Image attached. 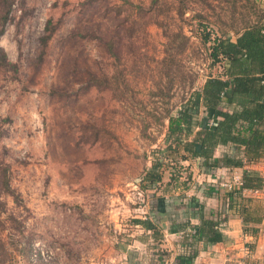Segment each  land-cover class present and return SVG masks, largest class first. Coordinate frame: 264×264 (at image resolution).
Segmentation results:
<instances>
[{
    "label": "rangeland",
    "instance_id": "obj_1",
    "mask_svg": "<svg viewBox=\"0 0 264 264\" xmlns=\"http://www.w3.org/2000/svg\"><path fill=\"white\" fill-rule=\"evenodd\" d=\"M250 6L12 0L0 37L9 61H0V218L11 264L146 263L154 230L136 220L152 222V202L165 196L175 212L190 168L167 149L169 116L221 71L202 28H240L256 18ZM160 156L163 179L151 186L144 178ZM252 198L264 208V190ZM256 228L257 257L245 260L264 264V220Z\"/></svg>",
    "mask_w": 264,
    "mask_h": 264
},
{
    "label": "trees",
    "instance_id": "obj_2",
    "mask_svg": "<svg viewBox=\"0 0 264 264\" xmlns=\"http://www.w3.org/2000/svg\"><path fill=\"white\" fill-rule=\"evenodd\" d=\"M248 1L250 9L254 11L255 20L244 19L240 28L233 27L220 34L203 26L202 44L208 46L212 65H218L221 71L217 75L210 74L201 87H192L194 90L186 98L181 109L169 116L168 138L171 143L168 151H183V160H200L201 165L210 170L220 167H244L264 158V6L263 0ZM11 3L12 0L0 2V37L10 21ZM231 33L235 39L230 37ZM183 38L185 39V36ZM0 61L3 65L9 63L7 54L1 47ZM229 107H233L231 112L227 110ZM201 109L204 116L198 120ZM209 120H213L214 124L210 125ZM195 125L199 126L196 132L193 130ZM221 144L234 145L237 148L235 155L216 158L215 151ZM163 159V156H160L159 162L154 164L144 178L151 186L163 179ZM191 177L188 173L185 182H190ZM242 178L243 186L240 190H226L227 207L218 212L215 217L218 219H207L201 214L202 219L196 229L195 239H203L209 243L222 242L225 236L220 231V226L231 215H239L243 219L245 235L256 236V226L264 220V208L254 204L252 197L242 196V189L263 191L264 178L253 170H245ZM3 189L7 194L11 192L7 180ZM194 201L190 206L197 205L199 211H202L203 208ZM171 205L173 206L163 197L154 200V217L181 218L183 213L179 210L184 209L185 205L175 207V212H172ZM136 222L143 224L147 229L157 230L154 221ZM4 230L6 224L0 218V264H11L15 251L7 245ZM190 247L193 250L182 260L184 264H192L197 256L195 241ZM247 251L251 254L253 248H248Z\"/></svg>",
    "mask_w": 264,
    "mask_h": 264
},
{
    "label": "crops",
    "instance_id": "obj_3",
    "mask_svg": "<svg viewBox=\"0 0 264 264\" xmlns=\"http://www.w3.org/2000/svg\"><path fill=\"white\" fill-rule=\"evenodd\" d=\"M262 3L264 6V0ZM232 109L233 107L227 108L230 112ZM203 116L204 112L201 109L198 120H201ZM210 121L212 120L208 122ZM198 129V125L193 128L194 132ZM236 151L237 148L232 144H221L215 151V157L232 156ZM185 162L190 165L186 173L191 174L192 177L190 182H185L183 189L185 197L181 202L185 208L179 210L183 216L181 218H153L157 230L149 236V239L155 246H153V252H150L149 260L145 258L146 263L140 264H184L182 260L192 252L193 249L190 246L193 241H195L197 256L192 264H234L240 260L246 261L245 259L248 258L255 259L261 240L258 237L244 234L243 219L239 215H231L220 226V231L225 236L222 242L209 243L203 239H195V232L200 226L201 214H204L207 219L216 220L218 212L227 207L228 199L222 183L231 179L234 174L243 175L245 170H253L262 174L260 170L264 169V158L260 162L246 164L244 167H220L216 170L205 168L200 160L190 159ZM246 197L253 196L247 194ZM193 200L199 203V206L203 208L202 211H199L197 205L190 206ZM248 248H253L251 254L248 253ZM127 260L129 262L123 264H131L132 257H127Z\"/></svg>",
    "mask_w": 264,
    "mask_h": 264
},
{
    "label": "built area",
    "instance_id": "obj_4",
    "mask_svg": "<svg viewBox=\"0 0 264 264\" xmlns=\"http://www.w3.org/2000/svg\"><path fill=\"white\" fill-rule=\"evenodd\" d=\"M213 124H214V121L213 120L210 121V125H213ZM242 186H243V178L241 174H234L231 180H227L222 183V187L225 190H229V191L240 190ZM247 194L252 195V196H260L262 194V191L258 189H242V196H246ZM234 264H249V263H247L244 260H240Z\"/></svg>",
    "mask_w": 264,
    "mask_h": 264
}]
</instances>
